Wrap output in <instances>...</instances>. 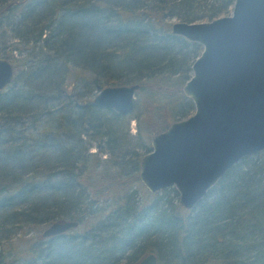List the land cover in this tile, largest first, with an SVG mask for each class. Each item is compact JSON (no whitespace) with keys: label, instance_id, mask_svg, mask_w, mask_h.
<instances>
[{"label":"trees","instance_id":"obj_1","mask_svg":"<svg viewBox=\"0 0 264 264\" xmlns=\"http://www.w3.org/2000/svg\"><path fill=\"white\" fill-rule=\"evenodd\" d=\"M233 4L0 0V58L14 69L0 90V248L73 220L15 257L137 264L152 252L157 264H264V150L190 210L175 187L151 194L138 178L151 137L194 111L182 87L202 45L172 33L173 21H210ZM130 84L139 88L128 113L92 101L105 86ZM13 261L0 252V264Z\"/></svg>","mask_w":264,"mask_h":264},{"label":"water","instance_id":"obj_2","mask_svg":"<svg viewBox=\"0 0 264 264\" xmlns=\"http://www.w3.org/2000/svg\"><path fill=\"white\" fill-rule=\"evenodd\" d=\"M171 30L202 45L182 87L194 111L151 137L138 178L151 194L175 187L179 204L190 210L234 164L264 150V0H234L228 15L174 21ZM13 76L12 64L0 58V90ZM138 88L105 86L92 101L128 113ZM77 224L55 221L41 236L53 237ZM137 264H157V257L149 252Z\"/></svg>","mask_w":264,"mask_h":264},{"label":"rangeland","instance_id":"obj_3","mask_svg":"<svg viewBox=\"0 0 264 264\" xmlns=\"http://www.w3.org/2000/svg\"><path fill=\"white\" fill-rule=\"evenodd\" d=\"M135 131V122L132 121L131 133L134 134ZM92 150L94 151L95 149L92 148ZM142 187L143 189H145L143 185ZM43 228L44 226L41 227L40 230H30L29 232L27 231L24 236L21 235L22 237L14 238L11 241V244L4 245L3 247H1L0 252H2L3 250V253L5 254V256H8L9 260H14L12 264H26L27 258L20 259L19 257L16 258L15 256L17 253L26 255L28 253L29 248L34 244V241L40 237Z\"/></svg>","mask_w":264,"mask_h":264}]
</instances>
